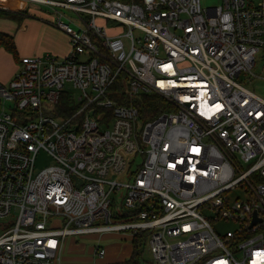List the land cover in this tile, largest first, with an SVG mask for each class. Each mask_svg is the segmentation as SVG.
I'll list each match as a JSON object with an SVG mask.
<instances>
[{"label": "built area", "instance_id": "2783aa9c", "mask_svg": "<svg viewBox=\"0 0 264 264\" xmlns=\"http://www.w3.org/2000/svg\"><path fill=\"white\" fill-rule=\"evenodd\" d=\"M26 1L71 48L0 83V264H62L67 236L113 231L145 233L154 264H264V97L239 79L264 56V0ZM67 82L76 109L59 117ZM116 91L167 106L145 119ZM41 149L55 162L37 169ZM208 210L237 227L222 235Z\"/></svg>", "mask_w": 264, "mask_h": 264}, {"label": "rangeland", "instance_id": "374dc122", "mask_svg": "<svg viewBox=\"0 0 264 264\" xmlns=\"http://www.w3.org/2000/svg\"><path fill=\"white\" fill-rule=\"evenodd\" d=\"M203 6L215 5L219 3V0H201ZM30 6L28 12H25L26 17L25 20L31 19L34 22H38L41 20V12L46 11L47 14L54 11L44 5H38L36 3H28ZM40 8V9H39ZM60 11L64 12L63 18L66 21L70 22L69 17H75V14L72 11H69L65 8H59ZM49 12V13H48ZM54 14H49L48 18L44 17L46 22L52 23ZM37 21H36V20ZM24 20V21H25ZM74 20V19H73ZM42 21V20H41ZM73 27H77L76 22H71ZM80 24V23H79ZM110 25L117 26L118 28L127 29L126 25H123L119 22L110 21ZM122 25V27H121ZM29 34L25 35L22 39L23 43H27L28 47L32 49L34 53L31 55H46V54H54L58 56L59 59L65 57L64 53H59L51 48V44L55 42H60L62 46H66L68 48L67 54L70 51L71 44L70 41L67 44L65 42V38L58 32L54 31L51 28L44 27L38 23H31L29 25ZM133 33L136 36H141L142 32L138 29H135ZM36 45V49H33V46ZM7 50V49H6ZM40 51H43L42 53ZM29 51L26 48H23L19 56H15L10 51H5L4 55L0 57V69H9L12 64H15L18 59L21 57L28 55ZM255 75L250 74L248 72H244L240 75V80L255 91L257 94L264 97V56L262 54L257 55V62L253 68ZM7 84V83H2ZM72 87V83L67 82L65 85V89H68L64 92L65 96L68 99L72 98L75 94H78L76 90L69 89ZM12 101L8 100V104ZM73 102V100H72ZM164 105L167 106L166 102ZM160 106H163L160 103ZM170 111L177 112L178 110L175 108H170ZM141 156L138 157L137 162L141 161ZM55 162L53 156H51L45 149H41L37 162L36 168L39 169L43 166L53 164ZM121 181L127 180V177H122ZM125 193V189H122L117 193V197L115 196L114 202V213L116 217L120 220V216L118 214L122 213L121 200ZM240 189H233L229 193L230 199L234 200L237 196H241ZM204 213L210 217L214 216L215 212L213 211H204ZM211 218V217H210ZM212 223L219 233L224 235L227 230L235 229L237 227V223L229 219H220L215 221L211 218ZM104 247L106 249V253L103 256H99L95 253L97 246ZM131 252V234L130 231H113V232H105L100 236V233H92V234H82V235H69L66 237L64 242V248L61 255L62 264H127L125 261L130 257ZM152 260V255L148 248H145L141 255V261L144 263L146 261ZM201 261L194 263L200 264Z\"/></svg>", "mask_w": 264, "mask_h": 264}, {"label": "trees", "instance_id": "16d2710c", "mask_svg": "<svg viewBox=\"0 0 264 264\" xmlns=\"http://www.w3.org/2000/svg\"><path fill=\"white\" fill-rule=\"evenodd\" d=\"M5 13V12H4ZM6 14L10 17L13 18H18L19 21L23 19V15H18L17 13L14 12H6ZM0 47L6 48L8 51L12 52L16 57L19 56L18 54V48L15 40V36L10 33H5L1 32L0 33ZM112 89L114 90H123L122 85L120 81L115 83L112 86ZM113 97L115 96L116 99L119 101L121 104H132L136 106L141 114H144L145 119H153L156 116H158L161 112L164 111L165 108V102L164 98H162L159 95H141L139 98H136L134 100L129 99V97L124 96L123 91H116L112 95ZM72 98L68 99L65 94L61 97V100L59 101L57 105V113L56 116H71L76 107L72 102ZM160 103L163 104V106H160ZM145 235V233H141L139 236H136L133 238L131 241L132 246H133V251L130 255V257L125 261L127 264H154L151 261H146L142 262L141 261V255H142V247H141V242H142V237Z\"/></svg>", "mask_w": 264, "mask_h": 264}, {"label": "crops", "instance_id": "0c3cea01", "mask_svg": "<svg viewBox=\"0 0 264 264\" xmlns=\"http://www.w3.org/2000/svg\"><path fill=\"white\" fill-rule=\"evenodd\" d=\"M28 3L30 5L31 2L26 1V0H2V5L0 6V33L5 32V33L13 34L15 36V40H16V44L18 48V54L21 53L23 48H26L29 51L28 55L34 54V53H30L32 52V49L28 47L27 43L25 44L22 42V39L24 38V36L29 34V30H30L29 25H31V23H38L40 25H43L44 27L53 29L54 31L60 33L65 38V42L68 44L69 43L68 34L64 32L63 30L54 26L52 23L46 22V20L44 19V17L48 18L50 14L49 12H48L49 14H47L46 11L42 10L41 12L42 21L40 20L38 22H34L31 19L25 20V17H26L25 12H28L27 10H29L30 8V6H28ZM32 3H35V2H32ZM38 5H41V4H38ZM6 12H14V13H17L18 15L22 14L24 17L21 21H19L18 18H13V17L8 16ZM51 48L59 53H64L65 56L67 55L68 48L66 46H62L60 42H55L51 44ZM33 49H36V45L33 46ZM5 51H8V50H6V48L4 47H0V57L4 55ZM40 52L42 53L43 51H40ZM19 66H20V62L18 59V61L15 64H12L9 69H5V70L0 69V83H8L13 78L15 73L17 72ZM102 234H105V232L101 233L100 236ZM132 251H133V246L131 243L130 255Z\"/></svg>", "mask_w": 264, "mask_h": 264}, {"label": "water", "instance_id": "95a60500", "mask_svg": "<svg viewBox=\"0 0 264 264\" xmlns=\"http://www.w3.org/2000/svg\"><path fill=\"white\" fill-rule=\"evenodd\" d=\"M257 220H258V218H257L256 213H255V214H254V219H253L252 225H253L254 223H256Z\"/></svg>", "mask_w": 264, "mask_h": 264}]
</instances>
